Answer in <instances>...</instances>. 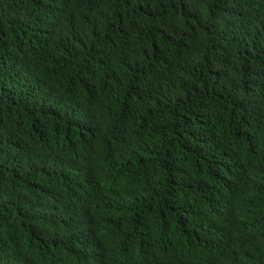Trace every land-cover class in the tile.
Here are the masks:
<instances>
[{
	"label": "trees",
	"instance_id": "16d2710c",
	"mask_svg": "<svg viewBox=\"0 0 264 264\" xmlns=\"http://www.w3.org/2000/svg\"><path fill=\"white\" fill-rule=\"evenodd\" d=\"M0 264H264V0H0Z\"/></svg>",
	"mask_w": 264,
	"mask_h": 264
}]
</instances>
